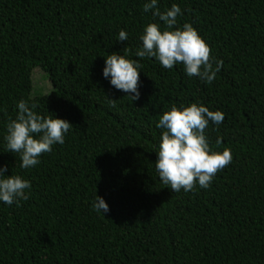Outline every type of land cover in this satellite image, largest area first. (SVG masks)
<instances>
[{
    "label": "trees",
    "instance_id": "obj_1",
    "mask_svg": "<svg viewBox=\"0 0 264 264\" xmlns=\"http://www.w3.org/2000/svg\"><path fill=\"white\" fill-rule=\"evenodd\" d=\"M144 2L0 0V133L21 98L71 123L27 169L0 137L5 174L31 184L28 199L0 202V264H264V0H158L223 61L210 83L134 56L142 26L162 23ZM112 51L139 60L138 99L102 76ZM197 101L222 111L205 135L232 160L208 188L172 192L155 172V125L171 103Z\"/></svg>",
    "mask_w": 264,
    "mask_h": 264
},
{
    "label": "clouds",
    "instance_id": "obj_2",
    "mask_svg": "<svg viewBox=\"0 0 264 264\" xmlns=\"http://www.w3.org/2000/svg\"><path fill=\"white\" fill-rule=\"evenodd\" d=\"M158 0H145L144 12L152 10L157 18L142 26L138 35L140 42L134 51L137 58H155L160 66L170 69L175 64H182L184 73L195 76L204 83H210L221 68L223 61L210 58V48L191 23H177L181 8L173 3L163 11L157 8ZM128 34L123 29L118 31V40H127ZM127 53V49H125ZM215 59V67L213 66ZM141 65L138 59L112 51L103 56L101 74L110 85L121 90L131 100L139 98L138 71ZM110 102L114 99L109 98ZM114 106V104H113ZM36 105L21 98L16 102L14 117H9L0 133L7 152L19 157V168L36 166L42 153L52 150V145L63 144L65 134L71 123L52 112L41 114ZM223 120L220 110H210L202 103H171L162 110L156 122L161 129L154 146L155 172L162 185L172 192H188L195 185L208 188L216 172L232 160L229 148L215 149L210 146L205 135L209 123L219 125ZM221 143L217 138L216 144ZM7 165L0 164V202L6 205L28 199L30 181L17 173L5 174ZM92 210L98 214L108 212V204L96 194L91 203Z\"/></svg>",
    "mask_w": 264,
    "mask_h": 264
},
{
    "label": "rangeland",
    "instance_id": "obj_3",
    "mask_svg": "<svg viewBox=\"0 0 264 264\" xmlns=\"http://www.w3.org/2000/svg\"><path fill=\"white\" fill-rule=\"evenodd\" d=\"M36 75H39V74H36ZM36 77V76H35ZM37 77H39V76H37Z\"/></svg>",
    "mask_w": 264,
    "mask_h": 264
}]
</instances>
